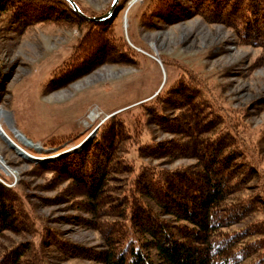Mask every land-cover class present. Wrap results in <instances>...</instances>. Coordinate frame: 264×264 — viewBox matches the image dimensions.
<instances>
[{
	"label": "rangeland",
	"instance_id": "rangeland-1",
	"mask_svg": "<svg viewBox=\"0 0 264 264\" xmlns=\"http://www.w3.org/2000/svg\"><path fill=\"white\" fill-rule=\"evenodd\" d=\"M66 1L77 14L63 0H0V184L13 191L0 254L27 252L22 264H104L106 224L122 218L96 214L69 177L85 178L83 152L114 116L136 131V146L118 156L175 171L198 168L200 160L185 153L140 157L137 147L155 142L166 152L167 142L187 139L168 131L187 128L193 105L216 109L222 133L240 139L230 174L249 173L234 196L261 189L253 174L264 173V47L251 41L264 37V0L263 19L240 20L233 18L238 4L226 0ZM219 12L229 14L227 23L211 19ZM112 14L107 25L92 22ZM130 175L108 181V203L128 194ZM260 218L251 213L234 228Z\"/></svg>",
	"mask_w": 264,
	"mask_h": 264
},
{
	"label": "trees",
	"instance_id": "trees-1",
	"mask_svg": "<svg viewBox=\"0 0 264 264\" xmlns=\"http://www.w3.org/2000/svg\"><path fill=\"white\" fill-rule=\"evenodd\" d=\"M63 1L73 13H78L73 5ZM249 1L251 4L247 5L243 3L245 0H226L228 4H238L233 13L235 20L245 15L261 17L260 0ZM112 16L92 22L98 26L107 25ZM228 16L227 12H219L211 19L227 23ZM245 23L247 21H242L239 25H242L241 32L247 40ZM253 28L252 31L257 32ZM260 37L263 36L256 33L251 42L264 47ZM214 110L215 113L209 111L203 104L193 105L184 115L185 124L189 123L187 128L168 131L184 134L187 139L172 146L171 141L167 142L170 149L166 152L165 145H156L155 142L137 145L140 157L155 159L185 153L200 160L198 168L174 171L159 170L151 164L138 167L133 159L118 156L119 150L128 153L136 146L131 139H136V131L127 129L125 123L115 116L85 148L84 164L79 166V173L85 178H69L79 181L80 192L90 206L95 203L96 214H113L123 219L106 224L110 247L99 255L104 264H264V173L257 171L253 174V178L258 176L261 189L250 196H234L248 180L249 173L230 174L233 161L240 160L236 147L240 139L230 131L222 133L225 124ZM153 111L156 112H148ZM134 127L138 129L137 125ZM100 143L103 145L99 146ZM67 158L58 160V163ZM244 163L247 172L254 170L252 162ZM125 173H131L125 181L128 194L108 203V181L114 175ZM114 188L112 185L111 189ZM12 193L0 184V233L11 229ZM105 201L107 205L102 206ZM257 212L261 214L259 220L234 228L251 213ZM20 214L25 213L20 211ZM250 236L257 237L248 240ZM259 251L262 255L251 259ZM21 252L12 249L0 254V264H22V257L27 256V252ZM37 264L46 263L42 259Z\"/></svg>",
	"mask_w": 264,
	"mask_h": 264
},
{
	"label": "water",
	"instance_id": "water-1",
	"mask_svg": "<svg viewBox=\"0 0 264 264\" xmlns=\"http://www.w3.org/2000/svg\"><path fill=\"white\" fill-rule=\"evenodd\" d=\"M117 1L118 0H115V3L114 4H116L117 3ZM74 5L76 6V4L74 3ZM107 16V15H106ZM106 16H103V17H100L99 19H101V18H104V17H106ZM88 19H91L90 17H87Z\"/></svg>",
	"mask_w": 264,
	"mask_h": 264
}]
</instances>
